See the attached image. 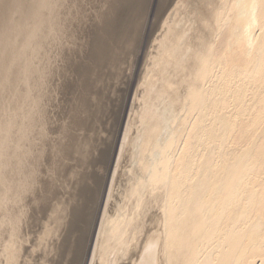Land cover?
Listing matches in <instances>:
<instances>
[{"label":"bare ground","instance_id":"6f19581e","mask_svg":"<svg viewBox=\"0 0 264 264\" xmlns=\"http://www.w3.org/2000/svg\"><path fill=\"white\" fill-rule=\"evenodd\" d=\"M94 1L0 0V264L27 259L31 198L58 226L39 264H264V0H168L133 96L100 84L111 126L84 137L89 102L60 127L46 100Z\"/></svg>","mask_w":264,"mask_h":264},{"label":"rangeland","instance_id":"374dc122","mask_svg":"<svg viewBox=\"0 0 264 264\" xmlns=\"http://www.w3.org/2000/svg\"><path fill=\"white\" fill-rule=\"evenodd\" d=\"M95 1L97 4L94 5V8L95 7L96 8L90 10V12L93 11L94 13L93 12L90 13L91 17L89 14L87 20H85L86 22L83 21L84 24H83V22H81L79 24L80 26L78 25L81 30L78 29L79 35L77 36L76 40L74 39V41H75L74 44H75V46L77 44V47H71V49H73L72 52L66 51V49L68 50V47H65L64 52H63V50H61L63 52V54L61 52L63 57H64V53L65 54L70 53V54H68L69 56H66L64 58L61 55L60 58L61 59L63 58L62 59L63 61H60V58H59V60H58L59 64H56L57 65L56 70H59V69L61 70L60 72L57 71V73H59V74L56 75V77L58 75H60V77L58 76L56 78L55 75L53 77V78H55V79H53V80H55L54 86H56V83H57V87H53L51 93L54 92L53 98H55V97L56 98L54 100L53 98H50V95H49L50 100H54V102L53 101L50 102V100L48 98L46 100L47 101L46 107H48V104L53 103V104H51V106L49 105V108L50 107L51 108L50 109L47 108V109H49L50 113L53 114V117L56 116V118H58L56 120V122L58 123V126L60 125V127L65 125L66 122H69V118L71 119V117L74 113L73 110L76 109L80 105L81 102H82V104L85 102H89V106L91 107V111H94V110L97 111L95 104L99 103V99H95L94 97H97L100 93L105 94V92L102 91L103 90L102 84H104V88H106V87L108 89L111 88L109 90L110 93L108 92V96H106V94H105L107 99H103L102 100L103 102L107 103L108 102L107 100L110 99L111 102L114 103V101H115L114 99H116V97H114V95H117L115 93L118 92L117 90L119 89V87L124 85L125 81L127 82V80L129 78H130L129 80L132 81V87H131V93L132 94L130 93V98L133 96V93H134L136 86L139 84L140 80L145 75V71H146L147 65L149 63L150 56H151L150 53L152 51H154L153 47L155 46V39H156V37H158L161 34V31H162V30H160V27L163 24L162 23L163 18H161L157 21V18H158L157 13L159 12V10L163 7V5L168 0H95ZM95 1H94V3H95ZM177 1L178 0H173V2L171 4V8L177 3ZM104 2L106 4H102ZM100 3L103 5V10L100 13L102 15L101 16L102 18L99 20H95V19H93L94 18L93 16L96 15L95 11L98 7H100V6H98V5H101ZM170 9H169V12H170ZM82 25H84V26H82ZM83 27L85 29V32H84V29L82 30ZM7 28L8 27L5 24L3 26V30H7ZM84 34H85V36H84ZM82 38H83V41H82ZM84 39H85V41H84ZM85 42H86V44H85ZM131 44H132V46H131ZM134 44H136V47ZM5 45L6 44H3V46H5ZM84 45H85V47H84ZM82 47H84L86 49L83 50L84 48L82 49ZM73 51H74V53H73ZM105 56H109V57H107V60H109L110 62L107 61L104 64V66H101L102 68L100 67L101 68L100 69L97 67L98 66V65H96L97 60H95L94 57L96 59H98V58H104ZM89 57H90V60H89ZM110 58H112V59H110ZM116 59H117V61H116ZM121 59L123 60V62ZM118 60L120 61V63ZM112 62H113V64H111ZM122 63H124L125 65ZM108 64H110L109 70H108ZM121 64H122V66H120L121 67L120 68L118 65H121ZM59 65H60V68H59ZM113 65L114 66L116 65V66L113 67ZM110 66H112L114 68V70ZM96 67L98 68V70ZM117 67L120 70L115 69ZM99 69L101 71L105 70L106 72L105 71H103V73L101 72L102 73V75H101L99 72L100 71ZM107 71H109L108 74H107ZM115 71H116V73H115ZM118 71H120V72H118ZM84 73L86 74V76ZM113 73H115L116 75ZM117 73L119 74L118 75L119 77L115 78V76H117ZM104 74L108 75L107 78L111 74H113L114 76L111 75V77L109 79L110 82H108L106 75H104ZM100 75H101V77H100ZM102 76H104V79H103L104 83L98 82V80L99 81L102 80V78H103ZM85 77H87V79H89V82H90L89 84H87L88 80ZM123 79H125V80H123ZM85 80H86V82H85ZM123 82H124V84H121ZM60 83H61V86H60ZM82 83L85 85L87 84L86 88H84ZM80 84L82 85V87ZM93 84L96 86L98 85V86L94 87ZM100 84L102 87H100ZM113 86H114V88H113ZM95 88L96 89L98 88V89L96 90ZM99 88L101 89V92L97 93V91L100 90ZM59 89H61V90H59ZM86 90H88L89 93ZM94 90H96V91H94ZM56 91L58 94L60 93L61 95L59 94V96H58V94H57V96H56L55 95ZM93 92H95V93H93ZM84 93H85V95H84ZM88 94L90 95V97ZM94 94H96V95L94 96ZM83 96H84V98H83ZM92 98L95 99V102L93 101ZM82 99H84V101ZM97 100H98V102H97ZM90 102H92L94 107L92 106V104H90ZM55 110L57 111V113ZM103 110L105 112H103ZM110 110L109 109L106 110L105 106H104V108L100 109V112L97 113L96 111H94L97 114L94 112L93 113L91 112L92 115H90L89 122H88V124H86V127H87L86 131H83V132L87 133V134L84 133L85 134L84 137L92 136L91 134L94 133L96 128H97V130H101V128L102 129L110 128V126H111V124H110L111 122H109L110 116H111ZM98 114H100V115H98ZM92 116H93V118H91ZM97 116L98 117L100 116V117L97 118ZM56 118H54V120ZM92 119L94 122L92 121ZM62 122L63 123L65 122V123L63 125H61ZM90 122H91V124H90ZM101 122L103 123V125H101V128H98V127H100ZM89 124L90 125L93 124L92 126H96V127H92ZM96 124H98V125H96ZM88 125L91 128H89ZM122 128L123 127H121V130H120L121 132H119V138L122 136V132H123ZM87 130H88V132H87ZM103 133L104 132H101L100 133L101 135H99L97 137V139L99 138L100 142L102 141V139H105V137H106V133H104V134ZM118 141H119V139H118ZM97 143H98V141H97ZM62 169H63V166H62ZM51 175H52L51 172H47V174L43 178L44 182L48 186L52 182V176ZM61 187H62V185H61ZM37 204H38V202L35 201L34 199L31 198L29 200V209H30L31 215L30 214H29L30 216L28 215V217L25 219V221L22 225V228H21V229H26L25 232H27V235L30 234V236H28V237H30L28 240L29 242L25 240L26 244H24V247H27L26 248L27 250L25 252L26 256H27V257L25 256V258H27V259L25 262H22V264H39V260L42 257H45V254L47 251H39V249H41L43 246L38 243V241L40 240V237L38 238L37 234L40 233V236H41V233L44 232L46 229H57L58 228V226L56 225V223L53 220V214L51 215L50 200L47 199V200L43 201L42 203H40V207H39L40 209L39 210H36ZM96 228H97V224H95L93 226V229H96ZM16 261H17V263L20 264V259L17 258Z\"/></svg>","mask_w":264,"mask_h":264}]
</instances>
